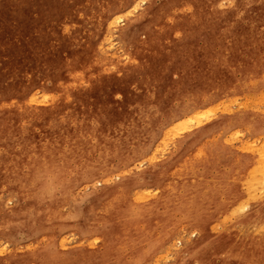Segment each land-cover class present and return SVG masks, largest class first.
<instances>
[{"label":"rangeland","instance_id":"rangeland-1","mask_svg":"<svg viewBox=\"0 0 264 264\" xmlns=\"http://www.w3.org/2000/svg\"><path fill=\"white\" fill-rule=\"evenodd\" d=\"M0 264H264V0H0Z\"/></svg>","mask_w":264,"mask_h":264},{"label":"bare ground","instance_id":"bare-ground-1","mask_svg":"<svg viewBox=\"0 0 264 264\" xmlns=\"http://www.w3.org/2000/svg\"><path fill=\"white\" fill-rule=\"evenodd\" d=\"M131 7V6H130ZM131 9V8H129ZM128 10V9H127ZM129 11V10H128ZM133 11V10H132ZM121 15V14H120ZM113 19L114 23H117L118 21H120L121 19V16L117 15V16H114L113 18H111V20ZM33 97V96H31ZM32 99V98H31ZM33 100V99H32ZM255 105V104H254ZM189 112V110H187ZM186 112V111H185ZM258 189V188H257ZM232 208V207H231ZM255 228V227H254Z\"/></svg>","mask_w":264,"mask_h":264},{"label":"snow or ice","instance_id":"snow-or-ice-1","mask_svg":"<svg viewBox=\"0 0 264 264\" xmlns=\"http://www.w3.org/2000/svg\"><path fill=\"white\" fill-rule=\"evenodd\" d=\"M179 35V34H178ZM193 235H195V233H193Z\"/></svg>","mask_w":264,"mask_h":264}]
</instances>
